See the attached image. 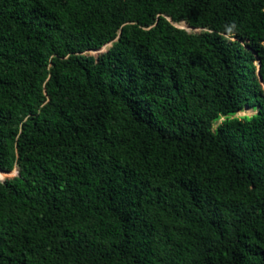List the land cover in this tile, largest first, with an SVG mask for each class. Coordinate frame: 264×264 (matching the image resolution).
Returning <instances> with one entry per match:
<instances>
[{
    "label": "trees",
    "instance_id": "obj_1",
    "mask_svg": "<svg viewBox=\"0 0 264 264\" xmlns=\"http://www.w3.org/2000/svg\"><path fill=\"white\" fill-rule=\"evenodd\" d=\"M263 86L264 0H0V264H264Z\"/></svg>",
    "mask_w": 264,
    "mask_h": 264
},
{
    "label": "rangeland",
    "instance_id": "obj_2",
    "mask_svg": "<svg viewBox=\"0 0 264 264\" xmlns=\"http://www.w3.org/2000/svg\"><path fill=\"white\" fill-rule=\"evenodd\" d=\"M180 28H184L186 29L188 32H194V33H197L199 32L200 30L199 29H191V28H186L184 27L183 25H178ZM106 48L107 47H103V48H100L98 50H95V51H88L87 54L88 55H91V56H94V57H97L99 56L101 53H103L104 51H106ZM256 113V110H252V112H249L247 110H244L240 113H238L236 116L237 117H244V116H252ZM222 119H220L218 122H216L213 126V128L215 129L220 123H221ZM15 169L9 173L6 174V177L5 179H8V178H12L16 175V173L14 172Z\"/></svg>",
    "mask_w": 264,
    "mask_h": 264
},
{
    "label": "water",
    "instance_id": "obj_3",
    "mask_svg": "<svg viewBox=\"0 0 264 264\" xmlns=\"http://www.w3.org/2000/svg\"><path fill=\"white\" fill-rule=\"evenodd\" d=\"M184 27H186V28H189V27H187L186 25H184V24H182ZM184 29V28H183ZM111 44H106L105 46H103V47H109ZM0 172H4V171H2L1 169H0ZM15 173H16V175L18 174V170L17 169H15V171H14ZM4 173H9V172H4ZM15 175V176H16ZM6 179L5 178H0V181L1 182H4Z\"/></svg>",
    "mask_w": 264,
    "mask_h": 264
},
{
    "label": "bare ground",
    "instance_id": "obj_4",
    "mask_svg": "<svg viewBox=\"0 0 264 264\" xmlns=\"http://www.w3.org/2000/svg\"><path fill=\"white\" fill-rule=\"evenodd\" d=\"M247 111H249V112H252V110L251 109H246ZM0 173H4V172H0ZM4 174H6V173H4Z\"/></svg>",
    "mask_w": 264,
    "mask_h": 264
},
{
    "label": "built area",
    "instance_id": "obj_5",
    "mask_svg": "<svg viewBox=\"0 0 264 264\" xmlns=\"http://www.w3.org/2000/svg\"><path fill=\"white\" fill-rule=\"evenodd\" d=\"M263 91H264V86H263Z\"/></svg>",
    "mask_w": 264,
    "mask_h": 264
}]
</instances>
